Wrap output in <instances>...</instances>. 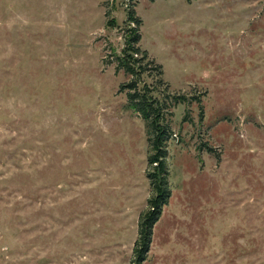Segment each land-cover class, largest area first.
Masks as SVG:
<instances>
[{"label":"rangeland","instance_id":"374dc122","mask_svg":"<svg viewBox=\"0 0 264 264\" xmlns=\"http://www.w3.org/2000/svg\"><path fill=\"white\" fill-rule=\"evenodd\" d=\"M125 4L170 130L139 260ZM0 264H264V0H0Z\"/></svg>","mask_w":264,"mask_h":264},{"label":"trees","instance_id":"16d2710c","mask_svg":"<svg viewBox=\"0 0 264 264\" xmlns=\"http://www.w3.org/2000/svg\"><path fill=\"white\" fill-rule=\"evenodd\" d=\"M132 1V0H130ZM134 6L125 4V23H133L128 28L129 37L121 49L124 62L118 58L119 65L123 71L130 76V80L120 84L118 91L126 89L124 96L126 106L130 107L133 112L142 120L144 124L145 137L147 142L145 177L147 179L150 195L146 200V210L140 215L137 224V238L135 247H137V259H143L144 253L148 246L151 229L159 217L161 207L166 203L169 196L167 185V167H166V146L165 142L170 136V130L162 120V107L157 99L150 95L151 88L140 80V73L145 70L144 65H151V69L160 75V64L153 63L151 59L146 58L145 51H139L135 43L139 39L138 25L140 19L134 13ZM128 27V26H127ZM140 54L139 58H132L133 55ZM145 60L144 64H136L134 61ZM162 84L160 78L157 79ZM165 87V84H164ZM180 97L173 96V100Z\"/></svg>","mask_w":264,"mask_h":264}]
</instances>
